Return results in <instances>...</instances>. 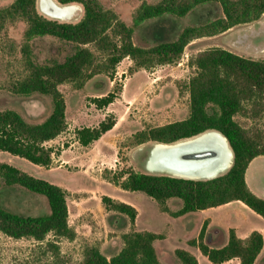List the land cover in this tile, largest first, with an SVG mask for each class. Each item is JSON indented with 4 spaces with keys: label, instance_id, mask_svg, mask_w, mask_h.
I'll use <instances>...</instances> for the list:
<instances>
[{
    "label": "trees",
    "instance_id": "1",
    "mask_svg": "<svg viewBox=\"0 0 264 264\" xmlns=\"http://www.w3.org/2000/svg\"><path fill=\"white\" fill-rule=\"evenodd\" d=\"M62 5L78 3L82 16L75 22L59 21L40 14L36 0H13L0 7V37L6 22L21 18L25 22L24 41L20 50L26 74L9 83L8 89L17 95L33 93L50 97L51 110L40 122H29L12 108L0 109V151L23 158L33 164L49 167L57 150L45 142L55 138L67 127L66 103L58 85L73 82L77 88L98 74L113 77L117 64L129 57L134 67L148 68L171 63L193 39L219 34L232 26L252 22L264 13V0H142L135 9L132 25L117 14L104 8L99 0H54ZM217 2L222 14L204 22L186 25L170 38L175 23L165 15L183 17L196 6ZM159 19L150 28L154 39L150 47L133 43L134 26L147 19ZM50 36L67 43L70 50L62 60L38 62L32 57L28 41L35 37ZM196 71L187 82L189 113L187 117L133 133L135 144L147 141L173 143L205 131H218L225 136L232 152L228 169L212 178L191 179L163 173L127 170L113 173L111 182L124 190L140 191L152 198L161 211L172 217L189 212L217 207L232 200L241 201L247 208L264 219V198L252 192L245 182L249 162L264 155V131L255 126L245 128L234 119L236 114L259 115L264 111V57L239 55L219 46L199 50L189 59ZM131 69V68H130ZM129 69V70H130ZM112 89L92 97L97 108L113 102ZM115 124L112 114H106L96 126H81L74 130L81 145H88L110 130ZM19 186L43 195L48 212L25 215L0 206V231L13 238L28 237L43 241L48 233L53 238H75V230L68 223L65 191L57 184L33 176L17 166L0 161V186ZM181 200V206L170 209L166 201ZM105 209L125 215L134 226L137 210L124 201L107 195L101 197ZM208 221L204 219L195 236L187 244L196 247L211 263L221 264L237 259L238 264H254L263 247V235L252 229L247 236H238L234 228L227 230L226 242L212 245ZM163 238L160 232L134 230L123 232V244L114 254L106 256L98 246L87 244L78 261H71L53 240L45 242L54 264H165L156 253L154 241ZM176 264H198L190 251L176 247Z\"/></svg>",
    "mask_w": 264,
    "mask_h": 264
},
{
    "label": "rangeland",
    "instance_id": "2",
    "mask_svg": "<svg viewBox=\"0 0 264 264\" xmlns=\"http://www.w3.org/2000/svg\"><path fill=\"white\" fill-rule=\"evenodd\" d=\"M13 0H0V7ZM41 1L36 0V9L43 16L59 21L75 22L82 16V7L72 3L75 9L69 16H52L41 9ZM142 0H99L104 8L113 10L126 24L132 25L135 9ZM154 3L158 0H144ZM53 2H55L53 0ZM56 3V2H55ZM58 6H65L56 3ZM222 14L219 3L208 2L196 6L183 17L165 15L175 23L170 38L186 25H194ZM159 19H147L134 26L132 41L141 47H150L155 42L151 26ZM25 22L21 18L6 22L0 37V109L12 108L29 122L42 121L51 110L50 97L33 93L27 96L13 94L8 85L26 74L24 58L20 50L24 41ZM264 14L258 21L240 27L241 35H233L236 41L228 46L235 51L249 53L248 57L264 56ZM241 40V41H240ZM188 43L182 54L171 63L156 64L148 68L134 67L129 57H124L116 66L113 77L98 74L77 88L73 82L58 85L65 103L67 127L49 145L57 152L53 154L49 167L33 164L23 158L0 151V161H5L21 170L59 185L66 193L68 223L76 232L73 240L53 238L48 233L43 241L32 238H13L0 231V264H54L47 240L56 241L60 252L71 261L82 257L85 245L93 244L107 256L117 252L123 244L121 234L134 230L160 232L163 238L154 245L159 259L164 263L178 262L174 248L185 247L199 256V264L210 262L197 248L187 244V239L195 236L201 220L209 218V228L217 233L208 237L211 244L224 242L226 230L235 225L239 235H246L249 229L264 230V219L248 209L241 202L232 200L227 205L211 208L207 212H195L180 218L172 217L159 209L152 198L140 191H129L111 182L113 173L127 170L147 171L145 161L149 149L154 144L147 141L135 144L133 133L152 126L180 120L189 113L187 82L196 69L189 59L199 50L211 46L223 48V34L205 36ZM32 57L38 62L62 60L70 50L67 43L50 36L35 37L28 41ZM252 43L251 48L247 45ZM245 56V55H243ZM131 68V69H130ZM130 69V70H129ZM114 89L116 98L105 107L97 108L92 97L101 96ZM106 114H112L115 124L106 133L88 145H81L74 130L81 126H96ZM234 119L245 128L255 126L264 131V111L259 115L236 114ZM48 145V144H47ZM253 170V188L256 195L264 198V155L256 157L250 167ZM107 195L115 200L132 204L137 210L134 226L126 216L105 209L101 197ZM171 209L180 206L181 200L171 198L166 201ZM0 206L25 215L48 212V203L43 195L33 193L19 186H0ZM264 236V233H263ZM226 264H237L232 260ZM257 264H264V244Z\"/></svg>",
    "mask_w": 264,
    "mask_h": 264
},
{
    "label": "bare ground",
    "instance_id": "3",
    "mask_svg": "<svg viewBox=\"0 0 264 264\" xmlns=\"http://www.w3.org/2000/svg\"><path fill=\"white\" fill-rule=\"evenodd\" d=\"M41 9L52 16L66 17L75 6H58L53 0H42ZM231 158L226 139L211 130L170 144H153L144 165L151 172L202 179L225 172L231 164Z\"/></svg>",
    "mask_w": 264,
    "mask_h": 264
},
{
    "label": "crops",
    "instance_id": "4",
    "mask_svg": "<svg viewBox=\"0 0 264 264\" xmlns=\"http://www.w3.org/2000/svg\"><path fill=\"white\" fill-rule=\"evenodd\" d=\"M264 14V13H263ZM263 14L260 16V18L259 19H257V20H254V21H258V20H260L261 19V17L263 16ZM253 22V21H252ZM250 22H248V23H242V24H237V25H235V26H232V27H230L229 29H227V30H225V31H223V32H221L220 34H223V48H226V49H228V50H231V51H233V52H235V53H237V54H239V55H245V56H247V55H251V54H249V53H244V52H239V51H235L234 49H232V48H230L229 46H228V44L231 42V43H233L234 41H236L234 38H232L233 37V35H241V32H240V27L242 26V25H244V24H249ZM263 33H257L256 34V36H261V35H264V31H262ZM205 36H203V37H199V38H196V39H193L192 41H190L189 43H191V42H196L195 40H200L201 38H204ZM241 41V40H240ZM251 46H252V43H249V45H247V48L249 49V48H251ZM264 47H262V48H260V51L263 49ZM262 57H264V56H262ZM109 131V130H108ZM108 131H106V132H108ZM105 132V133H106ZM104 134V133H103ZM58 136V135H57ZM56 136V137H57ZM55 137V138H56ZM55 138H53V139H50V140H48V141H46L45 142V144L47 145H49L50 144V142H52L53 140H55ZM258 156H260V155H258ZM258 156H256V157H258ZM256 157H254L250 162H249V164H248V166H247V168H246V171H245V175H244V178H245V182H246V184H247V186H248V188L252 191V192H255L256 193V191L254 190V188H253V183H252V181L254 180V177H253V170L250 168L251 167V164H252V161L256 158ZM256 194H258V193H256ZM171 199V198H170ZM121 201H123V200H121ZM237 201H239V200H237ZM124 202H126V201H124ZM230 202V201H229ZM229 202H227V203H229ZM239 202H241V201H239ZM126 203H129V202H126ZM227 203H225V204H222V205H220V206H217V207H211V208H218V207H222V206H226L227 205ZM242 203V202H241ZM130 204V203H129ZM243 204V203H242ZM132 205V204H131ZM244 205V204H243ZM133 206V205H132ZM180 206H181V204H180ZM179 206V207H180ZM245 206V205H244ZM169 207V206H168ZM178 207V208H179ZM170 208V207H169ZM211 208H207V209H203V210H198V211H194V212H189V213H186V214H184V215H181V216H178V217H176V218H180V217H183V216H187V215H190V214H192V213H195V212H207V213H209V211H207V210H209V209H211ZM171 209V208H170ZM177 209V208H176ZM249 209V208H248ZM174 210V209H173ZM125 216V215H124ZM136 218H137V215H136ZM136 218H135V223H136ZM204 219H207V221H208V226H207V228H208V230L209 231H211V228H209V218L208 217H205V218H203L202 220H201V223H202V221L204 220ZM129 222V221H128ZM134 223V224H135ZM201 223H200V225H201ZM70 225V224H69ZM199 225V226H200ZM199 226H198V229H199ZM230 227H232V228H234V230H235V232H236V234L238 235V236H241V237H245V236H247L248 235V233L252 230V229H258V230H260L261 232H262V235H263V233H264V230L263 229H259V228H252V229H249V231H248V233L246 234V235H239V233L237 232L238 230V228L235 226V225H230L228 228H230ZM228 228H227V230H228ZM74 229V228H73ZM227 230H226V236H225V240H224V242H222V243H220V244H217V245H222V244H224L225 242H226V239H227ZM197 232H198V230H197ZM76 233V232H75ZM197 234V233H196ZM76 236V235H75ZM193 237V236H192ZM73 240V239H72ZM158 240V239H157ZM156 240V241H157ZM263 240H264V236H263ZM155 242V241H154ZM209 242V241H208ZM210 243V242H209ZM211 244V243H210ZM263 244H264V242H263ZM212 245H215V244H212ZM154 247H155V245H154ZM194 247V246H193ZM121 248V247H120ZM182 248H184V249H186V250H188V251H193V249L192 250H190V249H187V248H185V247H182ZM194 248H196V247H194ZM263 248V247H262ZM155 250H156V247H155ZM261 251H262V249H261ZM261 251H260V253L258 254V256L256 257V259H255V261H254V264H257L258 263V261H259V258H260V256H261ZM102 252V251H101ZM200 252V251H199ZM103 253V252H102ZM116 253V252H115ZM156 253H157V250H156ZM192 253V252H191ZM104 254V253H103ZM193 254V253H192ZM112 255V254H111ZM195 256H196V258H197V261H198V264H199V256L197 255V254H194ZM107 256V255H106ZM110 256V255H109ZM157 256H158V254H157ZM108 257V256H107ZM159 258V257H158ZM160 260V259H159ZM232 260H235V262H237V259H231L230 261H232ZM161 261V260H160ZM230 261H228V262H230ZM162 262V261H161ZM228 262H226V263H228ZM162 263H164V262H162ZM226 263H221V264H226ZM165 264H170V263H165ZM176 264V263H175ZM211 264V263H210ZM237 264H238V262H237Z\"/></svg>",
    "mask_w": 264,
    "mask_h": 264
},
{
    "label": "water",
    "instance_id": "5",
    "mask_svg": "<svg viewBox=\"0 0 264 264\" xmlns=\"http://www.w3.org/2000/svg\"><path fill=\"white\" fill-rule=\"evenodd\" d=\"M216 132L219 133L220 135H222L220 132H218V131H216ZM222 137H223L224 139H226L224 135H222ZM155 143H161V142H155ZM155 143H154V144H155ZM167 144H170V143H167ZM229 149H230V148H229ZM230 154H231V156H232L231 149H230Z\"/></svg>",
    "mask_w": 264,
    "mask_h": 264
}]
</instances>
